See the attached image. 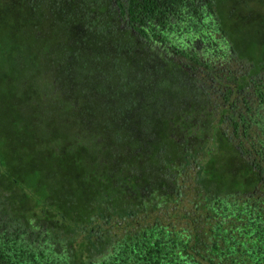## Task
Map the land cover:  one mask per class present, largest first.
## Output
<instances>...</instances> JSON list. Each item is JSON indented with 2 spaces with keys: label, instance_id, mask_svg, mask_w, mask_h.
<instances>
[{
  "label": "trees",
  "instance_id": "obj_1",
  "mask_svg": "<svg viewBox=\"0 0 264 264\" xmlns=\"http://www.w3.org/2000/svg\"><path fill=\"white\" fill-rule=\"evenodd\" d=\"M0 264H264V0H0Z\"/></svg>",
  "mask_w": 264,
  "mask_h": 264
},
{
  "label": "rangeland",
  "instance_id": "obj_2",
  "mask_svg": "<svg viewBox=\"0 0 264 264\" xmlns=\"http://www.w3.org/2000/svg\"><path fill=\"white\" fill-rule=\"evenodd\" d=\"M191 183H193V180H192V182ZM189 186H190V184H189ZM184 200H183V202H182V204H181V206H180V210H181V212L182 211H188V208L190 207V205L191 204H193L194 203V195L193 194H191V195H189V196H187V197H184L183 198ZM106 206L107 205H103V210H102V212L104 213V214H107L108 213V210H107V208H106ZM177 209L175 208V207H173V208H171L170 209V212L172 213V212H174V211H176ZM189 215H191V214H189ZM110 222H111V224L109 223V224H107V226H109V230H111V231H116V230H118L117 228H116V226L114 225V223L116 222V220H115V218H111L110 219ZM111 226H113V228H111ZM73 238L75 239V241H77V242H83L84 241V237H83V235H81V234H73ZM87 244V243H86ZM86 248H89L88 246H86ZM95 252L97 253V252H99V250H95Z\"/></svg>",
  "mask_w": 264,
  "mask_h": 264
}]
</instances>
